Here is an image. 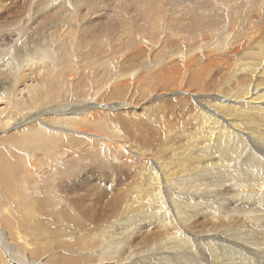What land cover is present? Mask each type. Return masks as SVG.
Masks as SVG:
<instances>
[{
    "label": "rangeland",
    "instance_id": "rangeland-1",
    "mask_svg": "<svg viewBox=\"0 0 264 264\" xmlns=\"http://www.w3.org/2000/svg\"><path fill=\"white\" fill-rule=\"evenodd\" d=\"M144 1L0 0V37L6 38L9 34L19 33L18 38L16 35L15 38L9 40L1 41L0 39V70L5 68L11 48L15 47L16 55L24 59L22 62L18 61L19 65L13 64L15 67L17 66L16 76H22L25 80L21 84L30 89L36 83L37 89L38 87L42 89L43 79L38 77L37 71L40 67L45 66L48 59H51L46 57L47 51H50L56 58L54 66L57 67V74H60L58 75L60 76L59 82L56 80L54 83L56 92L50 95L48 100L40 101V107L45 108H41L37 112L38 117L50 120L52 117L73 116L75 118L73 120H78L79 117H82L81 113L98 107L97 110H92V113L103 111L97 122H116L118 125L122 124L123 129L126 127L128 130L125 132L126 137L122 132H119L118 136L116 133L113 135L112 132H109L111 138H107V131L102 123L96 125L99 128L89 124L81 125V131L75 132L64 131L62 125L56 124L52 126L54 127L52 129L60 133L62 138L59 137L50 142L53 138L48 137L46 133L33 132L36 131L33 127L35 121L29 117L35 111H30V109H25L27 115L24 116V121L22 120L21 124H19L18 117L14 116L13 123L11 122L5 127L0 126L2 206H9L12 201H15L17 209L20 205L19 213L26 214L30 219L40 215L42 221H47L53 226L46 236L55 243L50 242L46 246L43 245L44 247L38 246L37 243L31 248L22 246L21 242L17 241L14 232L9 234L8 238L14 239L11 241L14 246L26 250L27 257L32 261L27 263L26 258L18 256L17 258L22 261L21 264H33L35 261L39 264L44 262L67 264L64 260L68 261L69 258L72 259L68 264H90L91 261L92 264H96V261L98 262L96 255L87 257L86 253L96 250L98 246L102 245L101 242L98 244H96L97 241L88 243L90 238L88 236L89 238L83 239L84 243L82 240H77V237L82 234L81 232H74V234L66 228L73 230L74 227V230H79L84 229L87 225V235H98L111 221L125 215L122 214L124 208L128 209V207H124L125 202L128 201L129 204H132L129 206L133 208L136 197L141 193L139 187L144 185L143 189L146 190L141 170L143 167L141 153L147 159L149 158V164L155 158L160 162L162 159L161 163L163 164L170 163L174 154L183 150L184 146L186 147V144L183 143L188 142L191 134L198 133L205 124L197 115V110L202 109L198 100L200 103L208 105L221 103V100L229 102L226 99V94L231 93V88L237 86L230 80L239 72L241 73L238 75L237 82L240 84L250 81L251 84L259 83L262 85L261 87H264V76L260 77L261 71L254 77H251L252 72L248 68L238 70L233 74V69H227L232 60L220 56L224 51L214 53L210 49L218 39L229 41L227 44L231 45L227 49L231 48L237 51V57L235 56L234 59L239 63L242 62L244 54L264 49V0H226L225 5L224 1H221L223 4L221 10H218L217 7L211 9L206 1L197 3L196 8L193 7L196 4L194 0H151L146 6ZM218 3L220 4V2ZM218 3L216 5H219ZM48 5L54 6L48 11V14L52 15L53 27L51 30L45 28L49 24L44 19L42 20L44 16L42 8ZM199 5L200 7L197 8ZM31 6L35 11H32ZM200 10H204L203 14ZM50 11L53 13H49ZM35 19L41 20L40 23L35 24ZM26 40L28 44H26ZM34 52H42L43 55L29 58L28 54L33 56ZM190 52L196 56L187 60ZM208 53L209 55H207ZM216 56L220 58L219 61L215 59ZM205 57L206 60H204ZM71 66L74 67V72ZM174 72L177 74H175L174 83H171L169 76ZM122 74L128 77L117 84L120 87L115 90L116 93L108 91L106 88H109V83L120 81L119 79L123 77ZM243 76H247V78L242 81ZM179 82H181V86L178 84ZM106 90L108 92L105 94ZM227 90L228 92H226ZM13 92L12 90L10 93L13 94ZM218 95L222 99H217ZM24 97L26 98V95ZM45 97L47 96L41 94L40 99ZM91 97L98 105H87ZM116 102H129L135 106L134 111L135 114H138L139 119L134 120L136 123L134 127L135 125L138 127H135L132 132L139 128L138 135L133 136L134 133L129 130L130 122L128 120H124V122L115 119L118 117H110V115L116 114V109L109 106ZM7 105L0 101V110L4 109L0 118L4 117V121L11 116V111L18 108V103L14 102L12 109L8 111ZM63 108L65 112L70 109L72 115L69 112L61 114L60 111ZM74 108L76 112L73 113L72 109ZM74 115H77V118ZM140 122L144 124L141 126ZM131 125L133 127L132 123ZM262 132H264V128L260 134ZM71 133L74 137L71 136ZM119 138H125L131 142L132 151L131 147H127V152L120 154L108 145V139L117 140ZM196 140L200 145L206 143L202 136H198ZM133 149H136L135 152ZM27 152L36 155L32 156L30 162L21 158L22 154L28 155ZM46 152H51L50 156L53 155L56 158L59 156L60 159L55 165H52L50 157L48 160L44 158ZM27 164H37V166H29L36 169L34 171H37L36 174L40 178L48 177L51 169H55L57 173L53 174L49 184L34 186V179L26 176L25 173L26 168L29 167ZM248 164L255 168V165L249 162ZM177 170L178 168L174 169L176 171L174 175L177 174ZM83 174L89 176V185H92L93 188L88 187L87 192L84 181L80 180L78 184L75 183V187H80V190L76 191V195L79 197L76 199L79 207L75 210L68 205L69 199L75 193L72 195L67 193L69 188L66 187V182H73ZM173 178L174 176L171 177V179ZM32 187L33 189H31ZM70 188L72 191L74 190L73 186ZM50 190L54 192L52 193ZM213 195L217 198H226L216 193ZM81 207H83V211L80 210ZM84 215L97 219L102 216L104 219L100 223L89 226ZM17 217L19 218V216ZM18 218L22 229L24 221ZM4 222L10 228L15 225V221L12 220L7 219ZM41 230L37 228L34 236L43 237V230ZM218 231L221 232V229ZM200 235H211V231L206 228L198 236ZM111 239V236L108 235L107 241ZM133 239L134 236L128 240L129 245ZM67 240L70 241V245H65L64 242ZM136 243L137 239L134 240L133 245ZM88 245H94V250L92 246ZM138 248L139 250L136 249V252L139 254L146 251L147 246L141 245ZM60 250H63V253ZM71 253L72 256H70ZM248 254L252 258L251 254ZM136 255L133 252L130 259ZM122 256L124 255H121L119 260L123 258ZM161 256L162 254L159 255V257ZM4 259L6 260L5 255ZM117 263H124V261H117ZM159 264L161 263L159 262Z\"/></svg>",
    "mask_w": 264,
    "mask_h": 264
},
{
    "label": "bare ground",
    "instance_id": "bare-ground-1",
    "mask_svg": "<svg viewBox=\"0 0 264 264\" xmlns=\"http://www.w3.org/2000/svg\"><path fill=\"white\" fill-rule=\"evenodd\" d=\"M205 1L211 9H213V7H217L218 10H221V7H223L221 1H224V5L226 2V0H194L196 4L193 7L196 8L197 3H204ZM150 2L151 0H145V6ZM218 2H220V4ZM216 3L219 5H216ZM52 7L54 8L53 5H48L42 8V11L44 12L42 20L44 19L45 22L49 24L45 26V28L48 30H51L53 27L51 18L52 15L48 14V11ZM199 7L200 5L197 8ZM32 11L35 10L32 9ZM200 11L203 14L204 10ZM49 13L52 14L53 12L50 11ZM209 17L211 18L212 16L210 15ZM40 21L41 20L35 19L34 22L37 24L38 22L40 23ZM72 21H74L73 18ZM35 28L38 29L39 27ZM18 34H16L17 36L14 34H9L8 37H0V39L3 41L4 39L9 40L11 38H15V36L18 38ZM228 42L229 41H222L221 39H218L216 43L210 47L214 53L223 50L224 52L220 54V56L232 60V62L227 66V69H233V74H235L238 70H246L248 68L252 72L251 77H254L257 73H259V71H261L260 77L264 76V49H261L259 52L246 53V55L244 54L242 57V62L239 63L235 62L237 60L234 59V57L237 55V51L231 48L227 49V47L231 45L227 44ZM26 44H28L27 40ZM14 48L15 47L11 48L5 68L0 70V101L8 104L6 107L8 111L12 109V104L14 102L18 103V108L14 111H11V116L5 121L4 117L0 118L1 127L9 125L14 120V116L18 117L20 122L19 124H21L24 121V116L27 115L25 109H30V111H35L34 114L29 117L35 121V125L32 126L36 131L33 132L46 133L48 137L53 138L50 140V142H52L54 139L57 140L59 137L62 138L60 133H57L52 129L54 128L52 126L56 124L62 125L64 131L72 130L75 132L81 129V125L89 124L92 125V127L99 128L96 125H101L102 123L103 127H105V131H107V138H111L109 132H112L113 135L116 133V136H118L119 132H122L125 136V132L128 131L125 125V128L123 129L121 126L122 124L118 125L116 122H97L99 117L102 116L103 111L99 113L93 111L94 113H92V110H97L98 107L92 109L91 111L87 110L88 112L86 111V113H81L80 115H82V117H79V115L78 120H73V116H59L60 118L52 117L50 120L39 118L37 112L42 108L40 107V101L45 99L48 100L49 96L55 94L56 92L54 83L56 80L58 81L60 77L58 76L60 74H57V67L54 66L56 58L51 54L50 51H47L48 53L46 54V57H50L51 59H48L45 66L40 67L37 71L38 77L43 79V87L42 89L39 87L37 89V85L35 83V85L33 84L32 87L28 89L26 86L21 84L25 81L24 78H22V76H16L17 66L15 67L14 65L15 63L19 65L18 61L22 62L24 59L23 57H18V55H16ZM42 55V52H34L33 56L28 54V57L37 58ZM207 55H209V53ZM195 56L196 55L190 52L187 56V60L192 59ZM215 59L219 61L220 58L216 56ZM204 60H206V57ZM2 62L4 61L2 60ZM11 63L12 65H9ZM176 64L179 65V63ZM71 69L73 71L74 67L71 66ZM182 72L183 71L181 69V74ZM240 73L241 72H239L237 76ZM175 74H177V72H174L169 76V78H171V83H174ZM37 75L34 76L37 77ZM122 76L123 77L119 79L120 81L112 82L113 84L109 83L110 86H108L109 88L106 89L116 93L115 90L120 87L117 84L119 82L121 83L128 77L124 74H122ZM237 76L231 78L230 80V82H235L237 86L236 88H231V93L226 94V99H228L229 102L221 100V103L208 105L205 103L203 104V102L200 103L198 100V103L201 104L203 110H197V115L205 124L200 128L201 130L198 133L191 134L190 139L188 138V142L183 143L186 144V147L183 145L184 149H181L182 151L180 150V152L175 153L174 158L170 161V163L164 162L165 164H163L161 163L162 159L160 162L155 158L152 159L149 164V158L147 159L145 155L141 153L143 160V167L141 170L143 172L146 190L143 189L144 185L139 187V191L141 193H139L138 197H136V200L134 201L135 203L133 202V208L129 206H132V204H129L128 201V204L126 202L125 204L122 203L124 204V207H128V209H123L122 214L125 215L119 219L111 221V223L107 225L103 231L99 232L98 235H87V225H85L84 229L79 230H74V227L73 230L69 229L68 227L66 228L72 233L81 232L82 234L77 237V240L79 241H83V239L89 236L90 238L88 237V243L97 241L96 244H98V242H101L102 245L100 247L98 246L96 250L93 248L94 245H88L92 246L94 251L91 252L89 249L90 252L86 253L87 257L96 255L95 257L98 258V262L96 261V264H118L117 261H124V263L120 264H159V262L161 264H264V132L260 134V131H262L264 128V87H261L262 85H259V83L251 84L250 81L244 82L246 84H240L237 82L239 78V76ZM246 78L247 76H243L242 81ZM181 82L178 83L180 86L182 85ZM221 88L223 89V87ZM12 90L14 91L13 94L10 93ZM108 91L106 90L105 94ZM226 92H228V90ZM23 93H25L26 98L24 97L25 95H23ZM41 94H44L47 97L40 99ZM89 99L91 100H89L90 102L87 103L88 106L98 105L96 101L92 100V97ZM217 99L222 98L218 95ZM47 104L46 106L49 105ZM109 107L116 109V114H112L110 117H118L115 119L120 121L128 120L130 122L129 130L131 132L135 129V127H138L136 125L134 127V124H136L134 123V120L139 119V117L138 114H135V106H132L131 103L116 102ZM186 108L188 109L189 107L187 106ZM54 109L57 110L56 108ZM63 110L65 109L63 108L60 111L61 114L62 112L65 114L66 112H69V114H71L70 109L66 110V112ZM72 111L73 113L76 112L75 108L72 109ZM3 112L4 109L0 110V114ZM75 117L77 118V115ZM131 123L133 124V127ZM143 124L144 123L140 122L141 126ZM138 129L132 132L134 133L133 136L139 134ZM58 131L61 132L62 130ZM71 136L74 137L73 134ZM198 136L204 137L206 143L202 145L197 143L196 139ZM107 142L108 145L114 148L117 153L123 154L127 152V147H131L132 151V143L127 141V139L125 140V138H119L117 140L108 139ZM192 145L194 146L192 147ZM170 149H172V147H170ZM135 150L133 149L134 152ZM27 154L28 155L22 154L21 156V158H24V160L27 159V162L31 161L32 156H36L33 153L27 152ZM50 154L51 152H46L44 158L48 160L50 157V160H52V165H55L58 162L57 160L60 158L59 156H57V158L53 157V155L50 156ZM248 162L255 165V168L250 166ZM29 165L37 166V164ZM175 168H178L176 175H174L176 173V171H174ZM34 170L36 169L31 168L30 166L25 170L26 176L34 179V186L49 184L53 174L57 173L55 169H51L48 177L40 178V176L36 174L37 171ZM173 176L174 178L171 179ZM88 177V175L83 174V176H79V179L74 180L73 182H66V187L69 188L67 193L70 195L75 193V195H73V197H71L68 202V205H70V207L75 210L77 207H79L77 206L76 201V199L79 198L76 195V191L78 192L80 187H75L74 185L75 183L78 184V182L82 180L85 182L84 185H86L88 192L89 188H93L92 185H89L90 178ZM62 182L63 181H61V183ZM63 184H65V182H63ZM71 186L74 187L73 191L71 190L72 188H70ZM33 187L31 189H33ZM50 191L52 193L54 192L52 190ZM33 192L29 193L32 194ZM1 193L3 192L0 190V264H21L22 261L17 258L18 256L26 258L27 263L32 262L27 257L26 250H24L22 247L18 248L14 246V244L11 242L14 239L10 240L8 238L9 234L14 232V235L17 236V241L19 240L22 246L31 248L34 247L35 243H37L38 246H46V244H50V242L55 243L54 241L50 240L51 238L48 239L46 236L49 232V229L51 230V227L53 226L52 224H48L47 221H42L39 217L40 215L34 219H30L26 214L19 213L20 205H18L17 209V204L15 201H12L9 206H2L3 194ZM215 193L226 198H217L213 195ZM31 194L29 195L32 196ZM26 203L28 204V202ZM32 204H34V202H32ZM27 208L29 209L28 206ZM81 209L83 211V207H81L80 210ZM127 211L130 212L128 213ZM17 216H19V218ZM17 218L21 221H24V225L21 226L22 229L20 228L21 223L18 222ZM7 219L15 221V225L12 223L13 228H10L4 222V220ZM84 219H86L87 224L91 226L92 224L103 221L102 219H104V217L101 216L97 219L93 216L84 215ZM37 228L43 230L45 238L44 236H34ZM206 228L210 229L211 235L198 236L199 233L205 231ZM219 229H221L222 233L218 231ZM108 235L112 238L110 241H107ZM132 236H134V239L129 245L128 240L131 239ZM136 239L137 243L133 245V242ZM83 242L85 243V241ZM83 242L82 244H84ZM103 242H105V245H103ZM64 243L65 245H70L69 240L65 241ZM56 245L59 246L58 244ZM56 245L55 247L57 248ZM141 245H146L147 249L146 251L139 253L141 254V256H139L138 252H136V249L138 251V247ZM78 246H80V244ZM50 247H52V245H50ZM60 252L63 253V250H60ZM133 252L137 255L130 259V256ZM248 253L251 254L252 258L249 257ZM160 254H162L161 257H159ZM4 255L6 260L4 259ZM72 255L73 254L71 253L70 256ZM121 255L124 256H122L123 258L119 260ZM71 259L72 258H69L68 261H64L68 264ZM33 264L39 263L35 261ZM43 264L47 263L44 262ZM90 264H92V261Z\"/></svg>",
    "mask_w": 264,
    "mask_h": 264
}]
</instances>
